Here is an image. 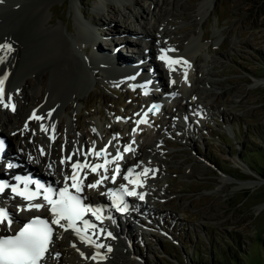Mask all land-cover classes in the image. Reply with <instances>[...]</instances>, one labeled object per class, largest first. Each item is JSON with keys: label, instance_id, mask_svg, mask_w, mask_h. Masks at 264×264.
<instances>
[{"label": "rangeland", "instance_id": "rangeland-1", "mask_svg": "<svg viewBox=\"0 0 264 264\" xmlns=\"http://www.w3.org/2000/svg\"><path fill=\"white\" fill-rule=\"evenodd\" d=\"M106 1L107 7H103L98 0H56L51 4L50 18L53 25H59L61 20L66 27L72 28L74 16L80 17L83 22L87 21V18H84L86 15L83 14V11H86L89 16L103 23L104 27L101 29L105 34L114 33V39L118 37L117 34L124 33L122 31L126 27L135 28V25L130 24V19L134 23V14L142 12V21L151 24L150 14L156 0H141L138 9L134 8L133 4H126V11L118 8L116 4L125 0ZM202 2L203 0L156 1L162 10L164 26L174 32L175 38L181 37V42L177 41L178 46L182 47L186 43L182 37L185 33H188L189 37H199L198 42L196 41V45L200 46L199 50L191 51L189 48L176 54L185 55L191 52L192 56L189 58L193 62L196 60L195 64L199 69L197 72H190L186 90L190 95L197 87V101L188 100L204 105L208 103V111L204 112L205 115L201 114L202 118H195L193 113H199L201 110L186 112L183 110L182 97L169 98L163 105L165 109L159 104V111H163L152 114L149 123L145 124L142 129L147 130L145 135L139 140L138 136L134 137L135 141L140 142L150 131L152 135L161 137V142H149L153 146L145 150L141 163L138 164L140 172L146 166L154 170L149 172L144 189L142 188L145 193L144 202H148L149 206L151 204V210L140 215L149 225L152 223L156 231L149 232L156 237L149 235L141 242L127 239L126 242L133 241L136 257L132 256V248L128 244L127 250H124L125 242H117L113 247L123 251L118 250V254L122 255L121 259H117L118 254L111 251L113 262L109 264H264V86L250 88L253 83L251 76L264 78V0H214L208 15L200 17L197 16V8ZM182 5L188 8L184 10ZM185 14L187 17L183 18ZM121 15H124L125 19ZM110 20L113 22L110 23ZM111 27L120 29V32L110 30ZM106 40L111 41L107 37ZM100 45L95 44L90 48L99 52L102 51ZM36 51L39 52L38 49ZM103 51L107 50L103 48ZM159 55L157 54L158 59ZM81 56L85 54H80L79 58H82ZM146 56L153 66L152 72L158 75L154 78L161 87L164 89L167 83L170 85L172 72H169L166 65V69L163 66L167 71L164 81L160 76L159 64L154 62L155 53L148 49ZM36 64L40 65L39 70L34 74L28 71L23 78H43L45 84L37 87L39 93L48 89L50 75L47 74L53 69L44 63H35L33 66ZM111 67L115 70V64H111ZM95 71L97 70L92 71L91 82L85 80L63 98V106L68 108L66 114L71 121L72 140L73 135L75 138L70 111L72 105L67 104L74 99L73 93L76 90L81 91V101L74 104L79 109L78 115L82 116L78 117L75 127L79 125L81 131L87 122L84 134L96 123L111 125L112 116L114 121L123 126L127 122L130 127L122 126L110 137L105 136V133L101 137L96 136V140L104 137L111 142L109 145H113V137L127 135V131L134 133L133 129H137L133 126L138 116L136 114L145 109L149 100L142 93L143 87H127L123 81L116 78L111 81V70L102 75L97 72L96 78ZM208 71L207 75L203 74ZM204 77L208 79L205 85L200 82ZM31 90L27 88L26 92L30 93ZM155 92L158 93L157 90ZM67 97L69 100L65 102ZM18 99H22L24 105L21 91ZM171 102L175 105L169 104ZM211 105H217L215 108L219 110L221 106L225 110L221 114L223 128L216 125L220 123L216 121L221 116ZM178 107H181V110L176 112ZM114 110H117L118 115H114ZM27 114L25 111L22 118ZM172 115L175 116L176 123ZM154 117L159 121L158 124L157 120L153 122L156 125L151 124ZM206 117H209L211 122ZM231 118L235 121L232 135L229 134L228 128L232 123ZM196 119L202 121L197 122ZM212 119L215 120L218 131L216 127L212 128ZM59 135L61 133L56 134L54 141L49 138L45 141L55 144L62 139ZM202 135L209 143L205 150L206 142ZM214 141L216 144H213ZM55 147L62 149L59 143H56ZM235 160L244 163L249 170L236 167ZM225 176L243 182L259 181L260 184L239 188L236 180L223 182ZM152 193L155 196H152ZM156 220L158 222H155ZM177 236L180 241L178 245ZM142 242L143 248L140 246ZM100 243H104V240ZM125 256L131 260H123L122 257Z\"/></svg>", "mask_w": 264, "mask_h": 264}, {"label": "bare ground", "instance_id": "bare-ground-1", "mask_svg": "<svg viewBox=\"0 0 264 264\" xmlns=\"http://www.w3.org/2000/svg\"><path fill=\"white\" fill-rule=\"evenodd\" d=\"M54 1L56 0H3V3H0V44H10L12 47L11 52L0 49V58H4V62L0 63V76H2L3 74L8 75V79L5 82V102L8 103V97H11L10 102L15 104L16 106V110L13 111V114L10 107L9 110L8 108L5 110L2 108V106H0V132L7 137L9 143L12 145L9 155H14L13 148L15 147L17 152L16 155L30 161L31 166H27L26 168L32 169L37 175L43 176L46 180H53L57 182L63 181V176L65 174H71L70 164L61 165L59 163L60 159L71 154L74 150L77 149H80L83 152L88 151L92 148L93 142H95L89 138H85L81 134L79 125L75 127V130L78 133L77 141L79 147L73 146L72 142L69 140L71 138L69 135L66 134L65 136H63L67 127V123L69 121V116L68 114H66L68 108H64L63 98H65L67 94L72 91V89L83 83L85 80L87 82H91L92 71L94 72V69H97V65H99V63H102L103 66L110 67V69L114 71V73L119 77H126L133 75L131 73H127L125 75H122L119 72L117 73L115 72V70H113L111 64H117L118 66L129 68L134 66L136 64V61L135 57L124 58L121 55L117 54L113 57V60L109 62V60L103 57L105 54L102 51L97 52V58H94V53H92L91 56L85 54V56H81L82 58H79L80 50L82 49V47L87 46V49H89L90 47L95 46L93 35L90 31H88L89 24H96L100 28H103L104 25H102L103 23H101L99 19H94L92 18V16H89L86 11H83V14L86 15L84 16V18H87V23L80 20L78 16H74V25L72 28L66 27L61 20H59V25H53L50 14L52 7L51 4H53ZM98 1L103 5V7H107L106 0ZM140 1L141 0H125L121 3L116 2V4L118 8L121 7L122 9H124L126 4H133V7L138 9L137 6H139ZM156 1L152 6L150 14L151 20H153V23H151V25L142 21L144 18L142 12L132 15L134 17V23H136L139 27L138 31L134 30L133 32L138 34L140 39L139 43L143 41V39H146L145 41L149 43V49L156 55V57L154 58V62H157L159 64V68L161 69L160 76L163 79L165 77V72L167 71L163 68V65L159 63L163 61L157 58V54H160L161 49L171 48L175 49V51H181L185 48L188 50L189 48H191L190 50L193 51V49L199 50L200 46L196 45V41L198 42L199 37H195L194 35L189 37L188 33H185L182 36L183 40L186 41V43L183 44L182 47L177 45V41L181 42V37L175 38L174 32L172 33L168 28L164 26L163 18L161 17L162 10L159 4L156 3ZM213 2L214 0H203V2L199 4V7L197 8V16H207L209 11L211 10ZM181 7L184 10L188 8V6L184 7L183 5ZM118 12H120V9H118ZM182 17L186 18L187 15L185 14ZM112 22L113 20H110V23ZM127 29L128 27H126L122 32H127ZM110 30L120 32V29L113 27H111ZM36 48L39 50V52L36 51ZM168 55L173 58H182L183 60H187L191 67L182 65L183 68H179V65H177L176 71L172 72V80H175L176 83L172 84L170 82V85H168V83L166 82L167 87L163 89L164 93L167 95L177 94L182 96L185 99L184 108H188L190 113L197 110H201V112H199L200 114H203L204 112L206 113L208 111V103L207 105H205L206 110L204 109L203 111L200 107L201 103H192L188 100L192 99V94H197L195 93V90H198L197 87L196 89H194V91H192V93H190V95L187 94L189 91L185 90L187 83L184 78V72L187 71L188 76L190 70L194 69L195 71H197L199 69L198 65H195L196 60L193 66L192 60L189 59V57L192 56L191 52H188L184 56L183 54L178 56L174 54V51H172L169 52ZM29 56L31 58L30 60ZM80 59L82 60L80 61ZM143 60L147 61V65L145 67H140L139 71L147 74L148 72L146 68H150L151 73H153V66L150 64L151 62L149 59H147L146 55H144ZM35 63H44V65L46 64L53 69L51 70V72H49V74H47L50 75L48 89L39 93L37 91V87L44 86L45 82L43 78L35 77L34 80L23 78L28 71L30 74H34L39 70L40 65L37 66L36 64V66H33ZM116 68L118 69L117 66ZM208 73L209 71L203 72L204 75H207ZM251 77L253 83L250 88L264 86V78H255V76ZM154 79L155 78L153 77V80ZM35 81L37 84H35ZM154 82L158 83L157 80H154ZM200 82L205 85L206 83H208V79L204 77L200 80ZM18 87L20 88L19 90L21 91L22 97L24 98L23 106H17L15 95L11 93V90ZM27 88L32 89L30 93L26 92ZM84 90H82V92ZM80 92L76 90V92L73 93L75 95V103L80 102ZM147 107H149V105L145 106V108ZM232 108H234V106H232ZM178 110H181V107H178ZM25 111H27L28 114L24 118H22V115ZM34 111L37 115L44 116L45 119L42 121L33 120L32 122H29L27 118ZM49 112H51V117L48 116ZM216 112L220 114L219 109H216ZM62 115H64V117H62ZM26 124L28 126L27 129H25ZM41 124H44L45 127H48L49 131H41V128L40 130H38V127H40ZM51 125L55 126L54 132L50 127ZM233 127L234 126L232 123L228 125L229 134L231 135L233 134ZM107 130L110 134L116 132L119 130V125L114 123L112 126H109ZM10 132H15L14 139L10 137V134H8ZM57 133H61L59 137H63L62 145H64V150L60 151L56 149V147L53 146L54 144L49 149L44 141L39 140L41 137L48 138L52 135L56 136ZM95 133H97L96 130L93 132H88V137H93ZM148 133L149 135H151V132ZM137 134H139L138 137H140L145 134V131H137ZM156 139L159 140V138ZM132 140L133 138H129L127 135L119 136L117 138V141L120 143V149L118 148V146H113L110 148L107 146V144L98 142H95V146L97 150L101 149L102 147H107L108 151L112 154L117 149L123 152L124 147L132 143ZM151 146L153 145L149 144L148 142L138 143L135 141V144L132 145V147L135 149V152L128 154L125 153L124 159L120 161L122 164L121 176L117 178L116 184L110 185L107 183V181H105L104 185L101 186L99 190H89L85 188L84 195L87 197V203L92 205L96 201H101L106 206L105 209L108 210L107 213H111V208L106 202L105 197L101 193H106L109 188L116 189L120 184L127 182L123 180V174L126 173V170L128 168H135V165L140 163L141 156L143 155L145 150ZM41 148L44 149V155H40ZM80 159L83 160L84 157L82 155L73 157V160ZM89 160L90 162H94L92 157H89ZM235 161L236 167H240L242 169L243 167H245L244 163L242 164L241 162H239V160ZM16 163L17 166H19V164H25L20 163L19 161H17ZM49 164L53 165L51 169H49L48 167ZM245 170L247 171L249 169L246 168ZM28 171L30 170H27L24 173L26 174ZM225 177L226 178L222 179L223 182L229 183L236 180L235 182L239 186V188H245L249 185V187H253L254 185L260 184L259 181L248 180L243 182L235 178L231 179L228 176ZM95 179H97L96 175L89 173L85 184L94 182ZM129 187H132V185H129ZM137 190L140 191L139 189ZM4 200L6 202H10V204H21L22 206H24L26 203L20 201V198L1 194L0 203L4 202ZM129 206L130 209L133 208V206L137 207L141 212L150 211V206L148 203L139 204V202L136 203L134 200H132L129 203ZM112 212L113 214L111 218L117 222V224L114 223L116 227L113 226L112 228L109 226H105L104 220L102 223L100 221H97V225L99 228L105 229V232L112 233V237L100 235L99 239L97 240L98 243L104 240L106 246H110V244L112 243L111 238L113 237L118 239L121 237L122 239L127 241V235L129 238H133V236H135V231L131 230L129 226H126V232L124 231V229L122 230V226L119 220L122 215L117 211L112 210ZM33 214V211L27 212L23 210L19 213H13L11 211L14 224H17L20 220H25L27 217L32 216ZM127 214L132 215L130 211ZM132 218L135 219V216L132 215ZM145 227L149 228L148 226ZM8 230L9 229L5 225H0V235L4 231ZM70 235L71 232H65L62 229L57 228V232L54 235V243L47 255V258L54 260L53 264H109L113 261V256L109 252H107L106 248L99 249V251L106 256L105 260L95 261L90 259V257L95 254L97 249L92 246L85 245L81 241L75 242L74 239L70 237ZM142 235L144 237H148L149 235L153 237L152 234H146L145 232H142ZM93 238L96 239L95 236ZM73 245H75V247H73ZM87 248L91 249V251L87 250ZM124 249H126V246ZM119 251L123 252L121 251V249H119ZM81 253H84V256H81ZM115 253L117 252L115 251ZM120 255L121 254H118V258L120 257ZM85 257L89 258L86 259ZM122 259H125L126 261L131 260L127 256L122 257ZM49 262L46 261L44 264H49Z\"/></svg>", "mask_w": 264, "mask_h": 264}, {"label": "snow or ice", "instance_id": "snow-or-ice-1", "mask_svg": "<svg viewBox=\"0 0 264 264\" xmlns=\"http://www.w3.org/2000/svg\"><path fill=\"white\" fill-rule=\"evenodd\" d=\"M0 3H3V0H0ZM0 49L7 50L8 52L12 51L10 44H0ZM172 51H175V49H161L159 55V59L164 62L169 72L176 71V66L181 64L191 67L187 60L169 56L168 53ZM3 62L4 58H0V63ZM184 78L187 81V71L184 72ZM7 79V74L0 76V105H3L5 108L10 107L12 111H15L16 106L10 102L11 97H8L9 102L5 103V82ZM171 83L175 84L176 81L172 80ZM144 94L147 95V91ZM159 110V106L153 104L142 114L137 113L136 115L141 117L135 122L137 127L140 124H148V114L159 112ZM48 116L51 117V112L48 113ZM30 119L42 121L45 117L37 115L34 111ZM27 127L26 124L25 129ZM50 127L54 132L55 126L51 125ZM40 128L41 131H49V128L45 127L44 124H41ZM133 132L135 133L136 129H133ZM116 138L118 137H113V139ZM50 139L54 141L55 135H52ZM133 144H135L134 139L132 143L124 147L123 152L117 149L115 155H112L107 147H102L100 150H97L95 142H93L92 148L87 152H83L80 149L74 150L71 154L61 158L59 161L61 165L70 164L71 167V174H65L63 176L62 187L55 188L51 184L46 186L43 183L31 179H22L18 184L11 186V192L27 202V207L23 210L41 211L47 208L51 219L36 216L24 224L14 235H0V264H42L45 254L48 252L53 240L55 232L53 226H57L65 232H73L82 243L97 249L90 259L95 261L105 260L106 256L99 249L106 248L107 252H111L112 249L110 246L97 242L99 236L105 233V229L99 228L96 223L85 218L90 213L97 221L102 223L105 218L102 215L104 209L86 204L85 200L87 197L83 194L85 188L99 190L105 181L110 180L112 184H116L117 178L121 176L120 161L124 159L125 153L135 152V149L132 147ZM3 150L4 144L3 141H0V152ZM44 154V149L41 148L40 155ZM81 155L84 157L83 161L73 160L74 156ZM89 157H92L94 161L102 162H90ZM111 165H115V167L109 176V166ZM48 167L51 169L53 165L49 164ZM153 171V169L147 167L143 168L141 172H136L135 168H128L122 177L124 181H127L126 184H120L116 189L109 188L106 193L101 194L111 198L112 207L116 211L127 213L129 211V204L125 198L137 197L139 200H144L145 193L137 189L144 187L145 179L149 172ZM89 173L95 174L97 179L94 182L85 184ZM56 183L60 182L57 181ZM21 184L23 185L22 187ZM30 185H34V189ZM129 185H132V187H129ZM9 187L7 183L0 182V193H3ZM37 200H42L43 203H36L35 201ZM108 219H111V217H108ZM0 225H5L9 230H11L13 225L12 216L3 207H0ZM106 235L107 237H112L111 232H107ZM94 236L96 239L93 238ZM81 256H84V253H81ZM85 258L87 259L89 257Z\"/></svg>", "mask_w": 264, "mask_h": 264}]
</instances>
